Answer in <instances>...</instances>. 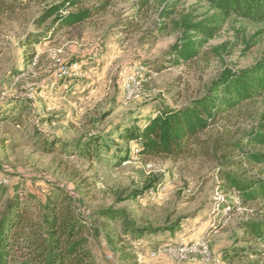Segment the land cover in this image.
I'll return each instance as SVG.
<instances>
[{
  "label": "rangeland",
  "instance_id": "1",
  "mask_svg": "<svg viewBox=\"0 0 264 264\" xmlns=\"http://www.w3.org/2000/svg\"><path fill=\"white\" fill-rule=\"evenodd\" d=\"M60 1L0 2L3 200L18 185L20 194L34 192L42 201L50 182L65 187L91 228L97 264H264V247L244 241L240 227L264 219V199L240 205L233 192L221 190L222 171L242 172L226 161L245 159V153L216 149L226 133L246 139L264 123V95L201 134L192 156L144 157L137 142L121 137L158 110L201 96L224 70L256 65L264 58V24L241 18L215 23L217 13L203 0H91L83 6L108 4L49 39L25 44L43 36L53 18L41 25L37 20ZM187 22L219 28L213 37L199 36L205 41L198 56L170 64L168 51L180 42ZM131 77L140 89L127 98L123 87ZM91 140L99 149L90 157L74 148ZM51 142L56 146L48 152ZM245 149L264 152L263 146ZM240 164L247 177L264 179V163ZM153 180L156 187L145 191ZM135 191L144 192L132 197ZM109 209L125 210L136 227L151 231L134 239L124 232L123 220L101 215ZM173 226V232L166 230ZM183 246L191 250L180 260L172 252ZM227 252L241 255L226 259Z\"/></svg>",
  "mask_w": 264,
  "mask_h": 264
},
{
  "label": "trees",
  "instance_id": "2",
  "mask_svg": "<svg viewBox=\"0 0 264 264\" xmlns=\"http://www.w3.org/2000/svg\"><path fill=\"white\" fill-rule=\"evenodd\" d=\"M91 0H62L38 18V24L48 19L53 21L42 35L30 37L25 43H40L59 29L82 23L106 8L107 1L85 7ZM217 13L215 23H224L230 18H241L250 23L264 24V0H203ZM2 2V0H0ZM208 21V20H207ZM205 22V21H204ZM204 22L184 25L180 42L168 51L170 64L186 63L199 54L200 43L213 37L219 26L211 27ZM33 54V53H32ZM31 55L27 62H32ZM264 95V58L256 65L241 71L224 70L206 88L203 94L181 107L164 108L151 116L143 127L129 128L121 134L127 141L139 144L138 153L144 157L173 158L194 155V146L201 143L200 136L213 127L227 112L245 101ZM1 116V114H0ZM10 121V118H5ZM12 120V119H11ZM227 140L216 141V149L225 154L245 153V159L226 161L237 166L241 174L226 170L221 173V190L233 192L240 205L264 199V179L247 177V169L240 163H264V152L246 150V146L264 147V123L249 133L245 139L226 133ZM220 143V144H219ZM48 152L55 149L50 143ZM46 148V145H44ZM81 155L90 157L99 146L96 140L78 143ZM19 184V183H17ZM156 180L150 181L145 191L156 187ZM3 200L0 191V264H97L90 247V233L86 220L78 212L75 197L62 185L50 182L42 201L34 192L24 195L17 190ZM144 192V191H143ZM143 192L135 191L132 197ZM106 219L123 220L124 232L134 239L141 238L147 228L136 227L126 216L125 210L109 209L101 212ZM244 241L264 247V219L248 220L241 224ZM177 227L166 230L173 232ZM261 251L262 249H257ZM241 255L225 253V258ZM123 256V255H122ZM126 256V255H124Z\"/></svg>",
  "mask_w": 264,
  "mask_h": 264
},
{
  "label": "built area",
  "instance_id": "3",
  "mask_svg": "<svg viewBox=\"0 0 264 264\" xmlns=\"http://www.w3.org/2000/svg\"><path fill=\"white\" fill-rule=\"evenodd\" d=\"M139 89H140V82L133 77L129 78L126 81V83H124L123 91L127 98L134 97L136 93L139 91ZM202 248H203L202 252H207L204 246ZM190 250H191L190 248L183 246L181 248L174 249L172 254L175 255L178 259L183 260L186 258Z\"/></svg>",
  "mask_w": 264,
  "mask_h": 264
}]
</instances>
